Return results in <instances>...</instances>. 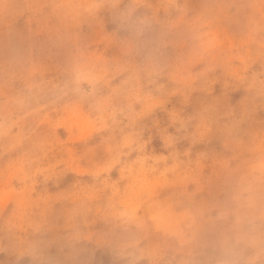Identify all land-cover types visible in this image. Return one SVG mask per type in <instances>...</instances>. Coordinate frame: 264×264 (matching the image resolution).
Segmentation results:
<instances>
[{"label": "clouds", "instance_id": "clouds-1", "mask_svg": "<svg viewBox=\"0 0 264 264\" xmlns=\"http://www.w3.org/2000/svg\"><path fill=\"white\" fill-rule=\"evenodd\" d=\"M0 264H264V0H0Z\"/></svg>", "mask_w": 264, "mask_h": 264}]
</instances>
